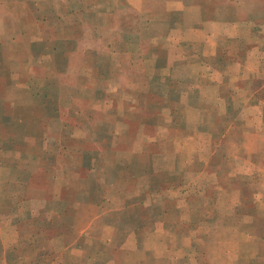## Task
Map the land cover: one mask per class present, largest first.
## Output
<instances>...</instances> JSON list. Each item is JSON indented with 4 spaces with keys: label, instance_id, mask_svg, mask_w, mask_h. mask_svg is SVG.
<instances>
[{
    "label": "rangeland",
    "instance_id": "374dc122",
    "mask_svg": "<svg viewBox=\"0 0 264 264\" xmlns=\"http://www.w3.org/2000/svg\"><path fill=\"white\" fill-rule=\"evenodd\" d=\"M233 1L236 10L224 0L202 2L204 9L189 7L199 0H105L88 24L99 16L100 34L117 40L81 48L115 43L130 53H115L106 96L96 100L95 84L84 82L91 91L75 96V105L62 98L61 116L50 122L21 87L30 79L41 90L46 74L28 68L25 40L18 48L8 40L15 24L0 27V264H248L264 257V178L226 175L232 164L224 179L217 174L236 152L234 140L226 150L218 145L225 120L212 117L217 99L240 91L239 46L254 51L260 68L244 80L241 106L251 93L264 101V0ZM58 9L64 25L81 18L78 0H60ZM231 16L237 23L219 27ZM157 56L179 66L160 73L155 95L146 83ZM129 68L136 76L124 87ZM72 108L86 112L85 120ZM76 123L79 129H67ZM57 149L55 166L46 167V152Z\"/></svg>",
    "mask_w": 264,
    "mask_h": 264
},
{
    "label": "crops",
    "instance_id": "0c3cea01",
    "mask_svg": "<svg viewBox=\"0 0 264 264\" xmlns=\"http://www.w3.org/2000/svg\"><path fill=\"white\" fill-rule=\"evenodd\" d=\"M59 1L60 0H11L10 3L0 0V27L8 21H10L12 26L15 24L12 27V31H10L8 40L14 41L16 44L18 40H25V50L23 49V52H25V56L29 59L28 68L46 74V76H44V85L42 86L41 90H34L32 88L34 82L30 79L21 87L29 88V94L32 103H36L40 107L39 109L42 115L45 116L46 114V121L48 122L51 121V118L59 119L61 116V112L59 110L60 108L58 106H60L62 98H67L69 104L75 105L77 103L76 99L74 98L75 96H81L91 91L88 86H84V82H92L95 84V86L92 85L91 87H95L93 98L96 100L101 98L100 96H96L99 95V93L106 96V93H108L110 89H105L104 84L106 82L110 85L108 81H110L113 76L111 70L114 72L112 59L114 60V57L117 56L115 53H130L125 50L124 44L119 46L117 45L118 47H115V43L114 48H112L111 44L110 48L106 47V50L99 48H87L86 50H83L81 48V44L85 41L98 40L100 42L107 43V39L114 42L117 40V38L114 40L112 37L105 38L100 34L101 31L99 28V16H96L97 18H95L92 28H90L88 24V16L97 15L98 9H100L101 5H104L105 0H78V11L81 14V18L73 21L69 25L63 24L64 21L62 20V13L58 11ZM109 1V3H111V0ZM199 1L200 3L191 5L189 7L204 9L205 6L201 3H207L209 0ZM24 2L26 3V6H24ZM224 2L225 3L223 7H229L233 10L237 9L238 4L236 5L233 0H224ZM212 6H219V9L221 8V5L218 4ZM25 8L28 9V15H30L26 18L25 16L27 14V10ZM23 10H26L25 14L23 13ZM232 16L225 18L224 22L219 23V27L223 26V29L226 30L225 23H237V20L235 21V18ZM246 19L247 22H250V25L253 24L254 19L252 16H247ZM222 33L223 34L221 35H224L222 38L224 41H231L233 39L227 35L226 31ZM196 34L198 33H194V35ZM122 41H125V39ZM243 41V37L239 35L235 37L233 42H235L237 45H240ZM18 47L19 44H17L16 48ZM0 50L2 51V48H0ZM237 50L238 51L235 52V56L241 58V60L244 58L245 66L243 72L244 75H240L236 78V89L240 91H236L233 97L217 99L214 105L218 108V111L214 117H212L213 120H225L220 126V130L222 131L220 132L221 138L218 145L226 150V144L234 140V151L236 152L232 158L227 155L226 158L224 157L225 159H222V163L218 168L220 172L218 171L217 174L219 175L220 179H224L225 174H223V172H226V170L229 168V164H232V168L230 167V169L233 170H228L226 175L235 174V176H239L245 173V175H248V177L250 176V179L252 178L255 180L256 178H254V176L259 178L262 176L264 178V101L259 100V98H257L254 94L252 95L251 93V96L242 107L241 105L243 102L240 100L242 98L240 95L243 93L244 89H247L244 80L247 79L248 74H259L260 68L257 70L255 67L258 66L253 65V50L250 52L248 51V47L244 49L240 46ZM156 51L158 52L159 50ZM163 51L165 52V50ZM103 52H105V54H103ZM159 53L162 54L161 51ZM2 55H5V53L2 52ZM226 55L227 53L225 51L221 57L226 58ZM105 56L107 58L106 62L104 63L103 59ZM102 57L103 59H101ZM81 58L83 59L80 60ZM12 61L13 59L11 62ZM259 61H261L260 63H263L264 56H262ZM86 62L91 63V65H89L91 68L90 75L88 74L89 71L86 69L88 68L86 67ZM240 62L242 61L239 60L237 63L236 60V64L234 66L239 68L240 66L238 64L243 65V63ZM46 64L50 66H47ZM154 64L155 75L152 79H150L151 76H148L147 74V78L149 79L146 83L147 87H149L151 90V93H153V89H158L155 87V84H159L160 88L158 90L161 89V84L159 82L162 81L160 77V73L162 71L179 66L178 64L169 65V63H163L158 56ZM263 71L264 69L261 70V72ZM127 72L128 74L126 73V78L128 80V85L124 87H131L134 82L133 79L136 75H133L132 79L130 68ZM139 77L140 76H138V78ZM64 79H70L75 83L69 85L63 82ZM214 85L215 87L220 88L222 87L223 83L219 80L218 82H214ZM252 88H255V86ZM200 89H202V81L198 80L196 83H194V85H192V90H194L196 94H199ZM153 94L156 95L157 92ZM72 109V112L76 111L75 114H77L78 119L83 121L85 120V115H87L86 112H83L80 109L76 110V108ZM247 109L248 113L251 110L253 111V109L258 110L259 113H251V116L249 117L247 116L248 114H246ZM171 115L173 116L172 113ZM249 120L252 121L250 128H248L246 124V122ZM79 128L80 125L76 123L67 129L77 130ZM194 134L196 135L198 133L194 132ZM112 136H114V132L112 133ZM223 152L224 156H226L224 150ZM59 155V149L50 153L46 152V167L49 163H53L54 165L57 162ZM210 160L211 162L209 163V167L216 168L212 166L214 164V162H212L214 159L211 158ZM220 174L222 176H220ZM211 178L212 176L210 175L208 177V181H210ZM261 263L264 264V257L261 259L258 254L248 261V264Z\"/></svg>",
    "mask_w": 264,
    "mask_h": 264
}]
</instances>
